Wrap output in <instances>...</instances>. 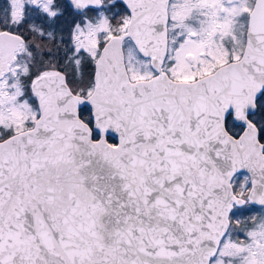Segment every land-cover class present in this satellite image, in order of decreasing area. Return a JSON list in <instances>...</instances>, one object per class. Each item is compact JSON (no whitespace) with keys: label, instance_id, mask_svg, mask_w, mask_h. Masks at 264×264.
Instances as JSON below:
<instances>
[{"label":"snow or ice","instance_id":"1","mask_svg":"<svg viewBox=\"0 0 264 264\" xmlns=\"http://www.w3.org/2000/svg\"><path fill=\"white\" fill-rule=\"evenodd\" d=\"M0 264H264V0H0Z\"/></svg>","mask_w":264,"mask_h":264}]
</instances>
